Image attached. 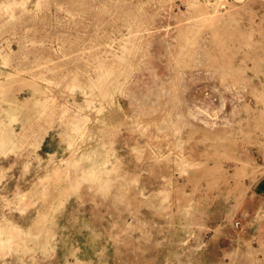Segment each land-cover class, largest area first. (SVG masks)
<instances>
[{"label": "rangeland", "instance_id": "obj_1", "mask_svg": "<svg viewBox=\"0 0 264 264\" xmlns=\"http://www.w3.org/2000/svg\"><path fill=\"white\" fill-rule=\"evenodd\" d=\"M0 264H264V0H0Z\"/></svg>", "mask_w": 264, "mask_h": 264}]
</instances>
